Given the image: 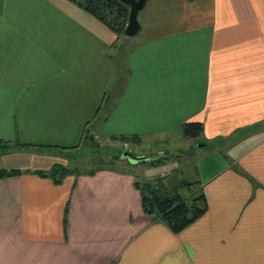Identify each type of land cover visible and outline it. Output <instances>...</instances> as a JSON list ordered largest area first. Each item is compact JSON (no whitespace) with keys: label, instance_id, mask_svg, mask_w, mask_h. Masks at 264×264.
I'll return each instance as SVG.
<instances>
[{"label":"crops","instance_id":"crops-1","mask_svg":"<svg viewBox=\"0 0 264 264\" xmlns=\"http://www.w3.org/2000/svg\"><path fill=\"white\" fill-rule=\"evenodd\" d=\"M138 17L123 45L72 0H0V169L20 170L0 178V264H264V0H147ZM94 133L163 136L173 148L137 160L182 155L193 179L159 183L204 210L174 230L130 168L55 170Z\"/></svg>","mask_w":264,"mask_h":264},{"label":"trees","instance_id":"trees-1","mask_svg":"<svg viewBox=\"0 0 264 264\" xmlns=\"http://www.w3.org/2000/svg\"><path fill=\"white\" fill-rule=\"evenodd\" d=\"M78 5L89 11L98 19L106 23L117 34L124 35V29L128 21L130 5L123 0H72ZM97 114L94 115V119ZM99 119V116H98ZM92 121L86 123L90 128ZM202 131L201 123L198 121H189L184 123L182 134L186 138L197 137ZM85 135V134H84ZM122 141L132 140L130 136H115ZM89 134L85 135V143H90ZM137 142V140H134ZM1 143V142H0ZM57 170H62L61 173L67 171L68 167L58 164L55 167ZM17 168L0 169V178L19 173ZM54 173V172H53ZM140 184L142 191L143 208L150 218L161 219L166 222L172 229L179 230L194 218H196L205 208L203 193H196L190 197L181 195L180 193L167 194L160 186V183L154 185L151 182L137 181ZM192 183L191 181L188 182Z\"/></svg>","mask_w":264,"mask_h":264},{"label":"rangeland","instance_id":"rangeland-1","mask_svg":"<svg viewBox=\"0 0 264 264\" xmlns=\"http://www.w3.org/2000/svg\"><path fill=\"white\" fill-rule=\"evenodd\" d=\"M123 36H126V40L124 41V39H121L120 44L123 43V45H127L126 41L130 40L131 38H135L134 36L136 35L130 36L124 34ZM118 49L119 48H115L113 51L117 52ZM93 137L94 138L93 140L91 139V142L97 145H88L86 143L87 145L84 144L83 147L79 149L66 152L63 157H65L68 161L65 164L63 163L62 165H68L69 167L77 166L80 169L86 167L92 168L93 170H95L97 167H119L120 165L126 168H130L132 171L136 172L141 183L150 181L151 183L154 182L153 184L156 185L160 182L158 179L160 178V180H162V183H164L163 186L165 185L164 187L169 191H173L175 189L174 185L182 179H193L189 171L184 170V168L179 169V167H177L179 166V161L182 162V157H180L182 155L177 154V152L175 154L177 155L176 159L172 158L168 154H162L163 156L160 154L161 163L156 166L153 165V163H151L152 160L149 161V159L143 161L137 160V158H141L143 156L149 158L154 155H159V151L168 152L167 149L173 148L172 146L166 145L165 141L160 139L163 136H154L150 137V139L149 137H147L140 143H136L135 141L129 142L121 141L119 139H110L108 136H101L97 133H94ZM117 155L120 157H123L125 155L127 159H132L129 161L127 160L128 163L124 161L123 163L126 164H122L121 160H113ZM163 186H161V188L165 190ZM169 188L172 190H170ZM191 190H194L193 185L191 186ZM187 191H189V188H187L186 186L179 187L178 190L181 195H183ZM166 193L170 194L168 192Z\"/></svg>","mask_w":264,"mask_h":264},{"label":"water","instance_id":"water-1","mask_svg":"<svg viewBox=\"0 0 264 264\" xmlns=\"http://www.w3.org/2000/svg\"><path fill=\"white\" fill-rule=\"evenodd\" d=\"M130 5L128 21L125 26L124 32L126 35H136L140 30L139 11L144 8L147 0H123ZM93 138V135H90Z\"/></svg>","mask_w":264,"mask_h":264}]
</instances>
